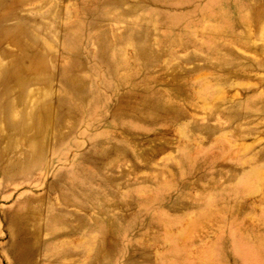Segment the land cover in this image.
Returning <instances> with one entry per match:
<instances>
[{"label": "rangeland", "instance_id": "obj_1", "mask_svg": "<svg viewBox=\"0 0 264 264\" xmlns=\"http://www.w3.org/2000/svg\"><path fill=\"white\" fill-rule=\"evenodd\" d=\"M0 264H264V0H0Z\"/></svg>", "mask_w": 264, "mask_h": 264}]
</instances>
